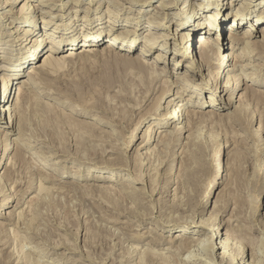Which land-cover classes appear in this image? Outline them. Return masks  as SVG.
Returning a JSON list of instances; mask_svg holds the SVG:
<instances>
[{
  "label": "rangeland",
  "instance_id": "rangeland-1",
  "mask_svg": "<svg viewBox=\"0 0 264 264\" xmlns=\"http://www.w3.org/2000/svg\"><path fill=\"white\" fill-rule=\"evenodd\" d=\"M0 1V40L3 41L0 44V65L4 63L12 68L26 57L20 37L26 36L29 22L21 19L17 12H12V4ZM51 1L45 0L43 10L36 13L37 30L30 38L54 32L56 22L63 25L75 23V32L83 37L88 33L82 29L86 17L99 18L89 26L90 31L102 28L107 34L111 26L110 36L126 29L137 30L132 25H138L141 40L144 36L159 40L151 52L142 54L150 61L155 60L157 65L154 67L159 69L161 76L153 84L145 81V68H140L135 62L136 55L141 54L142 44L128 52L106 50V38L97 46L98 50L94 54L71 60L63 57L69 46L61 49L55 47L59 55L51 64L53 68H50V74L46 75L47 86H39L43 84H40L39 78H35L39 84L35 90L43 91L37 92L32 100L36 99L49 106V109L38 107L36 111L28 110L34 122L32 130L36 128L37 132L44 134L36 141L23 140L31 144L23 150L27 160L23 163L26 169L11 159V153L3 155L6 145L0 151V186L7 192L0 196V205L11 192L14 194H11L13 202L3 204V214L0 210V215H3L0 216V264H208V261L212 264H228L222 260L224 248L220 243L225 241L228 233L233 244L230 255L241 250V255L244 252V259L239 260L242 264H264V54L250 56L251 60L244 58L237 65L229 60L223 65L222 69L225 70L219 79L216 66L201 67L198 64L201 60L199 52L194 58L178 57L176 53H183L185 44L181 41L182 37L175 33L184 29V26H181L182 21L177 20L175 15L181 13L183 6H187L186 9L193 8V3L202 0H140L141 3L134 0H80L79 5H75L74 0ZM161 1L169 6L154 8ZM26 2L24 0L20 4L18 0L17 8L23 9ZM110 2L117 5L114 7ZM219 2L220 6H217L216 1L211 2L213 9L196 10L191 23L206 21L207 12L210 11L219 13L224 19L223 23H228L235 17L234 12H242L243 6L250 2L255 4L253 15L261 14L259 8L262 0ZM107 7L114 12L106 11ZM115 12L119 13L117 19H114ZM44 17L52 22L45 25L42 21ZM128 17L135 18L129 19L131 26L124 27ZM109 19L116 24L110 23ZM162 22L164 25H160ZM252 23H256V26ZM239 26L238 29L236 25L234 27L241 37L247 29L256 33V36L245 41L262 40L264 19L260 22L245 21ZM230 27V24H223L222 37L226 36ZM214 34L211 39L216 45L209 49L213 60L219 61L222 52L232 50L236 55L245 52L242 50L245 49V42L233 40L227 35L223 47L222 43L214 39ZM57 35L62 33L58 32ZM47 37L51 39L50 34ZM33 43L25 44L29 46ZM163 43L168 46L166 49L162 47ZM232 46L234 48H230ZM42 47L36 59H41V62L45 58L43 54L51 47L50 42L43 41ZM11 49H14L15 54L4 59L3 54ZM159 53L161 56H158ZM175 60H180L179 64L176 65ZM27 66L21 70L20 80L14 81L7 107L12 98L14 104L18 85L26 78L24 73ZM8 72L0 71V78ZM240 74H243V79L250 78L249 81L245 80L251 86L250 89L240 86ZM215 78L221 81L218 89L213 83ZM209 80L211 82L208 85ZM166 81L175 83L172 87L170 84L164 88ZM224 84L229 86L224 87ZM170 87V92L160 100V95ZM252 90H255L253 94L250 92ZM173 91L175 97L176 93L182 95V100L179 106L173 104L171 111L180 109L182 105H193L195 113L201 110L202 116L197 124H192L188 119L183 120L185 126H191L190 129L167 141L169 133L181 123L179 121L173 127L170 124L163 125L170 113L165 111L164 106L168 97L173 96ZM232 91L234 96L231 101L229 96ZM210 93L218 97L214 104L196 109L194 105L199 100L206 102L207 98L209 105ZM245 93L249 95L243 96ZM188 100L189 104L185 105ZM73 106L80 113L72 112ZM243 111L251 120L250 126L238 120V114L244 115ZM6 116H3L1 126L10 133L8 114ZM43 126H46L47 131ZM152 126L155 129L161 127L160 130L164 131L143 146L144 133L146 136L148 128ZM137 127L140 137L137 140L134 137L131 141ZM9 136L12 139L20 137L18 132ZM220 143L226 146L224 183L213 187L210 197L206 199L208 184L216 176L214 154ZM137 153L141 154L143 164L134 162ZM4 162L16 163L15 168L18 166L20 169L17 174L21 176L16 174V178H22L19 181L23 184L16 185L4 177V168H1ZM122 165H126L125 168ZM92 169H96L93 171L95 176L112 171L122 175L120 178L117 174L115 180L92 177L74 182L70 179L74 173L84 174L92 172ZM21 171L24 175L28 173L26 178L22 177ZM63 171L67 174L65 178L58 175V172ZM125 175L136 181L124 180ZM28 181L29 184L32 181L33 185L29 187ZM203 201L206 202L204 206ZM173 205L179 208H171ZM4 212H10V217L5 216ZM169 218L175 221L168 222ZM203 219H210L209 226H221V232L224 233L217 237L219 246L211 247L213 251L205 249L206 242L202 247L197 246L200 239L212 234L200 225ZM185 220L192 221L188 240L197 241L191 250H182L179 242L174 243L173 236Z\"/></svg>",
  "mask_w": 264,
  "mask_h": 264
},
{
  "label": "bare ground",
  "instance_id": "bare-ground-1",
  "mask_svg": "<svg viewBox=\"0 0 264 264\" xmlns=\"http://www.w3.org/2000/svg\"><path fill=\"white\" fill-rule=\"evenodd\" d=\"M17 1L18 0H4V3L5 4L9 3V5L12 4V10H13L12 12H17L18 16L21 19L26 20L27 22H29L28 25H26V31H25V35L26 36L25 37H20V39L22 41V42L20 41L21 42L20 45L24 49H26V51L23 52V54H26V57L24 58V60H21V62L15 64V66L12 67V68L10 66L8 67L4 63L0 65V71H4V72L5 71H10V72L7 73L6 76L0 78V151L3 148V146L6 145L3 155H8V153H11V155H12L11 159L12 160L15 159L17 161V164L19 162L21 164V166L24 167L23 163H26V161H27L26 160V154L23 152V150L26 149L25 146L30 147L31 144H29L28 142L31 141V139H32V141L33 140L36 141V139H39V136H41V134L43 133L42 131H41L42 133L37 132L35 130L36 128L35 129L33 128V130H32V125H33L34 122L32 123V119L29 117L30 113L28 114V110L36 111L38 107H42L45 110L49 109V106L47 107L45 104H43V103H41L39 101H36V99L32 100L33 96L38 94L37 92H39V91L42 92L43 91L42 89H38V91L35 90V86H37V84H38V83L35 82V78H39L41 80V83L40 82L39 83L43 84V85H39L38 84L39 86H41V87H43L44 85L47 86L48 78L46 77V75L50 74V68H53V67H51V64L55 60L58 59L57 55H59V54H57L58 50L55 47H57L58 49H61L64 46H69L66 49V51L64 52L65 55L63 57L66 58V60H71V59L76 58V57H85V56L87 57V56H89L91 54H94V52H96L98 50L97 46H99V44L102 41H104L106 38H108V42L106 44H104V49H106V50H113V51L116 50V51L128 52L130 50H134L137 47V45L142 44V46H141V54L136 55V60H138V61L135 60V62H137L140 65V68H141V66H143L145 68V69H143V67H142L143 71L145 72L144 75H143L144 78H145V81L148 80L149 82H151L153 84L156 80H158L160 78L161 72L159 73L158 72L159 69L154 67L155 65H157L155 60L154 61H150L146 57H144L143 54H142L144 52H151L152 48H155L157 43H159V40H157L155 38L151 40V38L150 37L148 38V36L147 37L144 36L143 40H141V36H140L141 29H140V27H138V25H132L133 28H138L137 30L131 31L129 29H126L123 32H117L116 34H113L112 36H110L109 35L110 31H112L111 26H109L110 29H109L107 34L105 32H103L102 28H97L94 31L93 30L90 31L91 27H89V26H91V24L97 22V20H99V18L95 19V18H92V17H86L85 20L83 21L82 29L84 31H87L88 33L84 34L83 37L77 35V32H75L76 29H74V26H73V25H75V23H73V24L69 23L70 25L69 24L63 25L62 23L59 24V23L56 22L55 23L56 24V28H55L54 32L45 33L43 36L40 35L39 37H37L35 35V37L32 36V38H30V35L33 34L37 30V27L35 28V24H36L35 19L37 18L36 17V13L39 12L40 10H43L42 6L46 5V3L44 2L45 0H25L27 2L25 3V5H23L24 6L23 9L20 8L21 10L19 8H17V6H16V2ZM19 1H20V4H21L24 0H19ZM46 1H48V0H46ZM79 1L80 0H74V4L75 5H79L80 4ZM93 1H99V0H93ZM215 1L218 2L217 6L221 5V2H219L220 0H211L212 3H214ZM51 2L54 3V0L51 1ZM111 2H114V1L112 0ZM134 2H140L141 3L140 0H134ZM211 2H209V0H202L200 3H193V6H195V7L189 8V9L188 8L186 9L187 6H183V8L181 10V13H178L177 15H175L177 20L182 21L181 26L182 27L184 26V29H182L180 31L178 30V32L175 33V35H177L178 37H182L181 41H184V44H185V46H183L184 47V52L183 53L177 52L176 55H178V57H181V59H187V58H194L195 55L197 56V53L199 52L201 54V60L198 62V64L201 67L202 66H208V67L216 66L215 68L218 69L216 71V75H218L217 78L219 79V78H221V73L225 70V69H222L223 65L227 64L229 60H232L233 64L237 65V64H239V61L244 59V58L249 60L250 56H254V55L259 54V53L260 54H262V53L264 54V29H262V34H263L262 40H256V41H249L248 40V41H245V39H249L252 36H256L255 31H253L252 29H247V30L244 31V33L242 34V37H241V36H239L237 34V30L234 27L236 25V27L238 29L240 27L239 25L241 23H244L245 21L247 22L249 20H252V21L254 20V21H258V22L263 20L264 19V0H262L261 7L259 8V12H261L260 15H253L254 14V9L253 8H255L254 7L255 4L253 5V2H250L249 5L243 6L242 12H240V11H236V13L234 12L235 17L232 18V20L230 19V21H228V23H223V21H224L223 17L222 16L220 17L219 13H214L213 11L207 12L206 21L204 20L203 22L198 21L197 23L196 22L191 23V19H193L194 14H195L194 12L196 10L198 11V9H205V8L213 9V7H211V4H212ZM114 4H112V5H114ZM116 5H114V7ZM160 6L162 7V6H169V5H167L166 3L161 1L154 8H158ZM106 11H108L109 13L114 12V11H112V9H110L108 7L106 8ZM182 11H183V13H182ZM191 11H192V14H191ZM158 12H159V10H158ZM117 16H119V13L115 12L114 19H117ZM134 18L135 17H128V19L123 24V26L124 27L125 26H131L132 23L129 22V19H134ZM111 19H109L108 21L110 23H112V24H116L115 21H113ZM227 19H228V17L225 18V20H227ZM42 21L44 22L45 25L49 24V22H52V20L47 19L45 17L43 18ZM138 21L139 20H137V23H138ZM86 22H88V24H86ZM163 22L160 25H164ZM167 22H169V21H167ZM223 24H230L231 25V27L226 31V36L224 35V37L221 36ZM252 24L254 26H256V23H252ZM10 26L16 27V25H10ZM262 27H263V25L260 26L259 29H261ZM58 28H60V31H58ZM247 28H249V26ZM213 31H215V32H213ZM58 32L62 33V35H57ZM213 33H216V34H214V39L219 41L220 43H222L223 47H224V42L223 41L225 40V37L227 39V35H228V37H231L233 40H238L241 43L245 42V44H244L245 45V49H242V50H245V52H241L238 55L234 54L232 52V50L231 51H227V52H222L219 61L213 60V55H211L210 52H209L210 51L209 49L215 47V45H216V43L212 42V39H211V35ZM47 34H50V36H51L50 40L48 39ZM160 40H162V39H160ZM32 41L34 42L32 45L28 46V45L25 44L26 42H28V44H30ZM43 41L50 42L51 47L43 54V56L45 58L41 62V59H38V60H36V59L39 57V54H40L41 50L43 49V47H42V42ZM195 41H196V45L194 44ZM1 42H3V41L0 40V44H1ZM166 43L162 44V47L165 48V49L168 47L166 45ZM230 48H234V46H232ZM174 49L176 50L177 47H175ZM10 54L11 55L15 54L14 49H11L10 51L7 50L3 54L2 57L7 60L10 57L9 56ZM158 56H161V54L159 53ZM32 60H36V61H32ZM195 60L196 59H194V62H195ZM179 61L180 60H175V64L176 65L179 64ZM26 64H28L27 68L25 69L26 73H24V77H26V78L22 81V83H20L18 85V88H17L18 91L16 93L17 97L14 100V104L12 103L14 98H12L10 106L7 107L6 104L9 102V100L11 98V90H12L14 81L15 80H20L19 79L20 78L19 74H20L21 70H23V68L25 67ZM184 66L187 67V65H184ZM242 75L241 74L239 75V78H238L239 80L242 78ZM204 79H205V77H204ZM218 79L216 80V78H215V81L213 82L216 89L219 88V84H220V87H221V81L219 82ZM245 80L249 81L250 78H248V77H244V79L242 78V80H241L242 83H241L240 86H243V87L245 86V88H248L249 84H247V82ZM167 82L168 81H166V83L164 85L162 84L164 88L168 87L170 84H171L170 86L172 87V84L175 83V81H172L171 83H167ZM210 82L211 81L209 80L208 81V85H209ZM254 82L256 83V81H254ZM176 84H177V82H176ZM186 84L188 85V83H186ZM48 86H50V85H48ZM228 86H229V84H224V87H228ZM171 87L168 88V90L166 92L164 91V93H162L160 95V97H159L160 100H162L164 98L165 94L170 92ZM250 87H249V89H250ZM206 89H209V87H207ZM229 90L230 89L228 88L227 91L229 92ZM250 92H251V94H253L255 92V90L254 91L252 90ZM173 93H174V91L172 92V95H173ZM246 93L242 94V95L243 96L244 95L248 96L249 93L248 94H246ZM181 96L182 95H179V93H176V97L174 95L173 96H169L168 99H167L168 101L165 104L166 106H164V109H166L165 111H167V110H168V112L170 111V113H168V118H166V120L164 121V124H163L164 126L167 125V124H170V126L173 127V125H175L177 122H179V121L181 122L180 125L178 124L179 125L178 127L176 126L175 129L172 130L169 133V135L167 136V141H169L171 139L173 140V138L176 137L177 135H179L180 133H182V131H187V130L190 129L191 126L190 125H186L185 126L184 123H183L184 122L183 120L188 119L189 121H191L192 124H194V123L200 121L201 116H202V111L201 110H197L198 113H195L196 111L192 108L193 105H188L189 104L188 102L190 100H188V101H186L184 103L185 105H188L187 107L186 106L183 107V105H182V107H180V109H178V108L177 109H172V111H171V108H172L173 104H174V106H177V105L179 106V104H180V102L182 100ZM233 96L234 95H233V91H232V93L229 96L231 101L233 99ZM217 99H218V97H215L212 93H210V96L208 98V104L209 105H207V98H206V102L203 101V100H199L196 103V105H194V107L196 109L197 108L198 109L205 108L206 106L210 107L211 106L210 104L213 105L214 102ZM171 102H173V103H171ZM230 104H231V102H230ZM47 111H50V110H47ZM71 111L80 113V110L78 111V108H76V107L72 108ZM212 112H214V111H212ZM7 114H8V119H9V125L11 127L10 128L11 129L10 133L7 130H4L2 128V126H1V124H2L1 122L3 121L2 118H3L4 115L6 116ZM195 114H197V115L200 114V115L195 117L194 116ZM6 118H7V116H6ZM238 120H240L241 122H246L248 125L251 122V120L249 119L247 113H245V112H244V115H241V113H240V115L238 114ZM46 122H49V121H46ZM6 124H7V122H6ZM51 126L49 128L50 130H51ZM145 126H144V128H145ZM45 127L43 126V129ZM138 128L139 127H137L135 129V131H133L134 132L133 133V137L130 138L131 141L133 140L134 137H136V140L139 139L141 133L137 135ZM149 128H148V134H147V129H146V134H147L146 136H145V133H144V142L142 143L143 146L148 145L152 139H156L157 138L156 136L158 135V133H162V131H164V130H160L161 127H159L158 129H155L153 126L149 127ZM46 129L47 128H45V131H47ZM141 130L143 131V128ZM29 131H31V132H29ZM15 132H18L20 137H16V138L12 139L9 135H13V134H15ZM51 134H53V133H51ZM252 134L254 135V133H252ZM45 135H43V137ZM22 136H25V137L28 136V137L23 138ZM21 137L23 139H21ZM52 137H53V135H52ZM23 140L24 141L25 140H29V141L28 142H24ZM50 140H51V138H50ZM129 145H128V148L130 147ZM216 146H218V145H216ZM225 148H226L225 144L224 143L223 144L220 143L219 146H218V149L216 150V152L214 154V164L216 165V170H215V175L216 176H214L210 180V182L208 184V189H209L208 191L209 192H208V195H207L206 199L210 197L213 187L217 188L220 183H224L223 174H224V172L226 171V168H227L225 166V163H224L225 162L224 161L225 160L224 156L226 154ZM64 149L65 148H63V150ZM77 150H76V152H79ZM87 150H89V149H87ZM91 151H92V149H90V152ZM94 151H95V148H94ZM141 157H142L141 154L137 153L134 156V158H133L134 162L138 163V165H140L141 163L143 164V161L141 162V160H140ZM212 158H213V156H212ZM29 159L30 158H28V160ZM86 159H87V157H86ZM11 162H13V161H11ZM15 165H16L15 162L14 163H6V162H4V164L2 165L1 168H4V177L8 181L15 182L16 185H17V184H21L22 181H19L20 178L17 177L18 180L16 178V174H17V172L20 171V169L18 168V166H17V169H16ZM124 166H126V165H124ZM33 167H34V165H33ZM31 168H32V166H31ZM95 170L96 169H92V172L88 171V172H86L84 174L74 173V174L71 175L70 179H72L74 182L77 181V180H80V179L83 180V179L92 178V177H96V178L104 177V178H108L110 180H115L117 178V174H118V176L120 175V178H121V175H122L121 173H119L117 171H115V172L112 171L111 173H106V174L104 173L102 175L98 174V176L97 175L95 176L94 172H93ZM168 170H169V168H168ZM27 172H28V170H27ZM30 173H31V171H30ZM27 174L28 173H25V175H27ZM18 175H19V177H21L20 174H17V176ZM25 175L23 173L22 177L24 176L26 178ZM58 175L61 176V177H64V178H65V176H67V174L64 173V171L63 172H58ZM187 177H188L187 179H189V176H187ZM27 178H28V176H27ZM14 179H16V180H14ZM123 179L126 180V181H136L135 178L130 177V176H126V175L124 176ZM185 179H186V177H185ZM27 180H29V179H27ZM46 180L47 179H45V181ZM32 181H34V180H32ZM32 181H30L31 182L30 184H29V181H28L29 187L33 185ZM188 183H186V184H188ZM8 189L10 190L11 188H8ZM0 192H2V194H0V196L1 195L4 196L7 193V192L5 193V189H3L1 186H0ZM11 194H13V193L11 192ZM11 194H10V196L8 195L9 197L6 198V200H4L2 202L4 205L8 204L9 201L10 202L14 201V199H12ZM15 195H16V192H15ZM222 196H224V195L222 194ZM205 201H203V203H204L203 206L206 203ZM187 202H189V201H187ZM190 203H187V204H190ZM3 204L0 205V207H1L0 210H2L1 214H3L2 212L4 210L3 209ZM176 207H178V205H176V206L173 205L171 208L174 209ZM179 207H181L180 204H179ZM9 213L7 214L6 212H4V215L8 217ZM0 216H3V215H0ZM9 217H10V215H9ZM169 219L170 220L168 222H174L175 221L174 218H173L174 220L171 219V218H169ZM207 219L206 220L205 219L201 220L200 221L201 222L200 225H202L204 227V229L210 230V232H212V234L208 235V237L200 239L201 240L200 243L197 244L196 243L197 241L194 242V241H191V240L189 241L188 240L187 234L189 232H191V226L190 225L192 224V221H189V220H185L186 222L180 226L179 231H177L174 234V236H173V238L175 240V241L173 240L174 243L175 242H179V245H180L182 250H184V249L191 250L192 246L197 244V246L202 247L201 245H203V243L206 242L204 244L205 245L204 246L205 249L213 251L214 249H211V247L215 248L216 246H219V245H217V237L219 235L223 236L224 233L221 232V226H217V225H215V226L211 225L212 227L209 226L211 224L210 223V219L211 218L209 220H207ZM176 221H178V220L176 219ZM211 222L213 223V221H211ZM1 228H0V230H1ZM217 229H218V232L216 231ZM5 231L3 230V232H5ZM230 239H232V238H230L229 233H228V234H226V239H224L225 241L220 242L222 244V247L224 248V251L221 254L222 255V260H225L228 264H234V263H237V262L242 264L241 261H239V260H241V259L243 260L244 259L243 258L244 257L243 256L244 252H242V255H241V252H240L241 250L240 251L237 250L232 255H230L229 250H230L231 247H233L232 241H230ZM198 241H199V239H198ZM262 249H264V248H262ZM259 251H261V249ZM153 257L154 256L152 255V258ZM147 258H149V256ZM152 258H150V260H152ZM235 260H237V261H235ZM208 264H212V263L208 261Z\"/></svg>",
  "mask_w": 264,
  "mask_h": 264
}]
</instances>
